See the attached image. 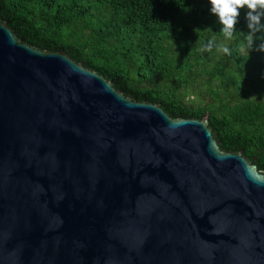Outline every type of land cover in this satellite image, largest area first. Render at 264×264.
<instances>
[{
    "label": "water",
    "instance_id": "95a60500",
    "mask_svg": "<svg viewBox=\"0 0 264 264\" xmlns=\"http://www.w3.org/2000/svg\"><path fill=\"white\" fill-rule=\"evenodd\" d=\"M0 264H264V171L0 21Z\"/></svg>",
    "mask_w": 264,
    "mask_h": 264
},
{
    "label": "trees",
    "instance_id": "16d2710c",
    "mask_svg": "<svg viewBox=\"0 0 264 264\" xmlns=\"http://www.w3.org/2000/svg\"><path fill=\"white\" fill-rule=\"evenodd\" d=\"M208 0H0V21L40 51H61L134 101L173 119L208 117L222 152L264 171V29L241 8L228 35ZM264 23V18H262ZM228 49L227 52L224 49Z\"/></svg>",
    "mask_w": 264,
    "mask_h": 264
},
{
    "label": "clouds",
    "instance_id": "9594fccd",
    "mask_svg": "<svg viewBox=\"0 0 264 264\" xmlns=\"http://www.w3.org/2000/svg\"><path fill=\"white\" fill-rule=\"evenodd\" d=\"M209 13L216 16L222 31L228 35L234 30L239 10L246 9L245 18L250 33L264 29V0H208ZM257 51L264 52V45H257ZM225 52L228 49H224Z\"/></svg>",
    "mask_w": 264,
    "mask_h": 264
}]
</instances>
